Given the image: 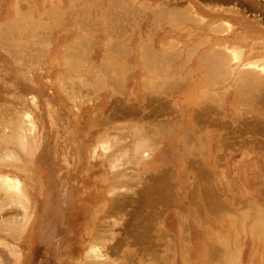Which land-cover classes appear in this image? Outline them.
<instances>
[{
	"label": "rangeland",
	"instance_id": "1",
	"mask_svg": "<svg viewBox=\"0 0 264 264\" xmlns=\"http://www.w3.org/2000/svg\"><path fill=\"white\" fill-rule=\"evenodd\" d=\"M251 22L264 30V0H0V170H16L28 195L18 200L0 189V264H86L87 247L110 264H264V106L250 103L260 94L237 81L246 51L262 48L264 33L252 32ZM147 32L149 46L165 48H144L134 64L145 75L141 109L156 122L116 124L115 113L136 106L124 72L130 47ZM185 46L203 52L197 96L201 107L218 99L221 147L213 139L214 158L206 145V159L183 168L180 180L168 166L139 171L133 155L139 140L155 146L167 135ZM38 100L30 133L22 111ZM95 138L104 149L93 154ZM211 161L249 166V184L227 197L207 183ZM94 232L104 246L88 241Z\"/></svg>",
	"mask_w": 264,
	"mask_h": 264
},
{
	"label": "crops",
	"instance_id": "2",
	"mask_svg": "<svg viewBox=\"0 0 264 264\" xmlns=\"http://www.w3.org/2000/svg\"><path fill=\"white\" fill-rule=\"evenodd\" d=\"M152 35L153 33L150 34V32H147L146 38H143V40L137 42L135 47H130L131 51H133L129 53L127 57V64L130 69L129 67L126 68L125 72L127 73L124 72V76L127 90L135 95L136 106H132L125 112L115 113L113 116V122L116 124H124L129 121L140 122L141 120L156 122L153 117V112L149 114L146 109H141V106L144 103L141 86H143L142 81L145 78V75L134 66L138 58L137 56L141 54V50L144 51V48H150L149 52L155 54H161L165 51L164 45L161 43L163 41L160 42L159 47L154 45L149 46L148 43L151 40L150 38H152ZM143 41L145 42L144 47L140 45L141 43H143ZM153 42L155 43L156 39H153ZM180 49L182 54L180 63H183V68L181 71L180 92L173 102L176 104L174 106L175 112L171 111L168 116H165L166 119H164V123L166 125L165 133L167 135L162 139L160 143L155 144V146L147 144L145 140H139V142L141 143L140 147L138 148L139 151L137 150L133 155V165L137 166L139 171H147L151 168H161L167 166L172 167L177 170L179 179L184 180L185 176L183 168L193 167L198 160H205L206 155L204 154V152H201V150L206 149V145H208L206 151L207 156H209L210 158H214L215 153L211 149V142L214 139L218 147H221V143L219 140L220 138H218L219 127L217 125V97L215 99H210L209 103H206L201 107L203 100L199 99V97L197 96V89L201 84L204 74L201 72L200 62L196 55L203 54V52L200 51L197 52V54L192 53L191 46H185ZM209 49L211 50L212 54V49ZM205 50H208V48H206ZM161 119L163 118H160V120ZM202 125H204V127L210 128L204 131L202 135L194 138L193 136L197 135L199 132L201 133ZM211 125H216V127ZM215 134L217 135V139L215 137ZM193 141L199 148L198 149L195 147L196 149H198V151L196 152H193L192 149H189V146L192 145ZM183 143L185 145H183ZM142 151L143 153H140ZM145 151L150 152L151 155L149 153L146 154ZM138 155L140 157H138ZM206 170L207 183H210V181H212L216 188H221L225 191L227 197H229L230 194H232L233 197L234 192H240L245 189V186L248 185L250 181L249 166L237 167L233 164L229 165L227 164V162L223 163L222 161H211L206 164ZM240 251L241 249H239V254Z\"/></svg>",
	"mask_w": 264,
	"mask_h": 264
},
{
	"label": "bare ground",
	"instance_id": "3",
	"mask_svg": "<svg viewBox=\"0 0 264 264\" xmlns=\"http://www.w3.org/2000/svg\"><path fill=\"white\" fill-rule=\"evenodd\" d=\"M82 5V4H81ZM258 5V4H257ZM69 7V6H68ZM147 9V8H146ZM145 11V10H144ZM158 11H159V9H158ZM157 11V12H158ZM221 11H223V10H221ZM160 12L162 13V11L160 10ZM219 14H222L221 12H218ZM160 14V13H159ZM55 16V15H54ZM16 18H17V16H16ZM82 18V17H81ZM118 26V25H117ZM254 26V24H253V22H251V25H250V27H252L253 28V30H251L252 32H255V33H264V32H262V31H264V30H262L260 27H258L256 24H255V27H253ZM116 27V26H115ZM17 28V27H16ZM92 30V29H91ZM119 30V29H118ZM261 35V34H260ZM252 36V35H251ZM260 37V36H259ZM258 38V37H257ZM82 39V38H81ZM84 39V38H83ZM251 40V39H250ZM81 41H84V40H81ZM258 43H262V48L261 49H257L256 47H254L252 50H250V48H249V50H247L246 51V53L244 54V56H243V58H245V63H243V64H241V65H243L244 66V71H243V69L241 68L238 72H240L239 74H240V76H239V78H238V80L237 81H239L240 80V82L242 83V84H244V85H242V87L243 88H245L244 89V92L245 93H247L246 92V90L247 89H249V90H247V91H249V92H251L250 94L251 95H255L256 93L255 92H257L258 94H260V96H255V97H253V96H250L249 98H251V100L252 101H250V103H252L253 101L255 102V104L257 105V104H261L262 106H264V39H258ZM119 44V43H118ZM140 44V43H139ZM143 46V45H142ZM109 48V47H108ZM142 48V47H141ZM130 49V48H129ZM138 51H140V50H138ZM143 50H141V52H142ZM94 52V51H93ZM140 53V52H139ZM143 55V54H142ZM67 57V56H66ZM144 60V59H143ZM99 65V64H98ZM124 65V64H123ZM148 65H151V64H148ZM240 65V66H241ZM89 66V65H88ZM93 66V65H92ZM91 66V67H92ZM147 66V65H146ZM95 67V66H94ZM114 66H112V68H113ZM116 67V66H115ZM95 69V68H94ZM116 69V68H115ZM119 69V68H118ZM90 70V69H89ZM120 70V69H119ZM242 70V71H241ZM239 74H237V75H239ZM121 75V74H120ZM117 77V76H116ZM115 79V78H114ZM117 79V78H116ZM119 79V78H118ZM122 79V78H121ZM113 80V79H112ZM102 81H104V80H102ZM237 81H235V82H237ZM75 82V81H74ZM163 82V81H162ZM234 82V83H235ZM239 82V83H240ZM239 83H237V84H239ZM165 84V83H164ZM236 84V83H235ZM121 85V84H120ZM69 86V85H68ZM83 86V85H82ZM245 86V87H244ZM78 87V86H77ZM85 87V86H84ZM246 87H247V89H246ZM241 88V87H240ZM239 88V89H240ZM115 89V88H114ZM235 89H236V87H235ZM122 90V89H121ZM238 90V89H237ZM251 90V91H250ZM248 92V93H249ZM236 93H237V91H236ZM242 93V92H241ZM244 93V94H245ZM237 95H238V93H237ZM243 95V94H242ZM241 95V96H242ZM240 96V97H241ZM242 98H243V96H242ZM248 98V99H249ZM40 100V99H39ZM39 100H38V102L37 103H33V104H31V105H28L30 108H25V110H23L22 111V119H23V122L25 123V125H26V127H27V129L29 130V132L31 133V132H35V130H36V116H35V114H34V112L32 111V110H35L36 108H39ZM126 104V103H125ZM209 106V105H208ZM211 106V105H210ZM206 107V106H205ZM247 108V107H246ZM253 108V107H252ZM169 109V108H168ZM209 109V108H208ZM213 109V108H212ZM255 109V108H254ZM253 109V110H254ZM263 109H264V107H263ZM207 110V109H206ZM260 110H261V107H260ZM259 110V111H260ZM18 112H20V111H18ZM27 112V113H26ZM15 113V112H14ZM31 114V117L29 118H27V119H25V114ZM263 113H264V111H263ZM19 115V114H18ZM259 115V114H258ZM257 115V116H258ZM256 116V115H255ZM130 117V116H129ZM262 118V115H260V116H258V118ZM5 118V117H4ZM252 118H256V117H252ZM259 118V119H260ZM263 118H264V116H263ZM21 119V118H20ZM19 119V120H20ZM128 119V118H127ZM130 119V118H129ZM194 119V118H193ZM252 120V119H251ZM261 121H262V119H260ZM264 120V119H263ZM259 121V120H258ZM17 123V121H14V125H17V126H15V127H18V123ZM143 123V122H142ZM252 123H254V122H252ZM260 123V122H259ZM262 124V123H261ZM147 125V124H146ZM257 125V124H256ZM22 126V125H21ZM155 126V125H154ZM198 126H200V125H198ZM197 126V127H198ZM6 127V126H5ZM13 127V126H12ZM20 127V126H19ZM136 127H138V126H136ZM250 127V126H249ZM4 128V127H3ZM8 128H9V126H8ZM144 128V127H143ZM205 128V127H204ZM237 128V127H236ZM260 128V127H259ZM14 129V128H13ZM141 129H142V127H141ZM253 129V128H252ZM22 130V129H21ZM145 130V129H144ZM148 130V129H147ZM202 130V129H201ZM17 131V130H16ZM15 131V132H16ZM125 131V130H124ZM261 131V130H260ZM9 132V131H8ZM20 132V131H19ZM26 132H28V131H26ZM117 133V132H116ZM124 133V132H123ZM141 133V132H140ZM2 134V133H1ZM6 134H7V131H6ZM6 134L4 135V133H3V135L7 138V136H10V135H7L6 136ZM16 134L18 135V133L16 132ZM149 134V133H148ZM14 135H15V133H14ZM140 135V134H139ZM4 136H3V138H4ZM12 136H13V130H12ZM185 136H186V134H185ZM188 136V135H187ZM15 137H17V136H15ZM99 137V136H98ZM152 137V136H151ZM9 139H10V137H8ZM20 138V137H19ZM21 138H23V137H21ZM190 138V137H189ZM15 139V138H14ZM120 139V138H119ZM105 140V139H104ZM111 140V139H110ZM110 140H109V142H110ZM114 141H115V139H113ZM150 140V139H149ZM194 140V139H193ZM243 140V139H242ZM119 141V140H118ZM133 141V140H132ZM131 141V142H132ZM10 142H11V140H10ZM15 142H17V141H15ZM74 142V141H73ZM76 142V141H75ZM102 142H104V141H102ZM101 141H99V140H94L93 142H91V148H92V153L94 154H96V152H97V150H99L100 148H103V143H102ZM116 142V141H115ZM142 142H144V141H142ZM244 142V141H243ZM3 143V142H2ZM7 143H9V142H7ZM185 143V142H184ZM183 143V145H185ZM10 144V143H9ZM190 144V143H189ZM188 145V144H187ZM194 145V144H193ZM200 145V144H199ZM126 145H124V147H125ZM149 146V145H148ZM202 146V145H201ZM204 146V145H203ZM116 148V147H115ZM118 148V147H117ZM121 148V147H120ZM203 148V147H202ZM201 148V149H202ZM104 149V148H103ZM137 149V148H136ZM143 149H145V148H143ZM151 150H152V148H151ZM5 151V150H4ZM4 151H3V153H4ZM9 151V150H8ZM139 151V150H138ZM145 152H147V151H145ZM192 152V151H191ZM3 153H1V154H3ZM140 153H143V151L142 152H140ZM150 155H151V153L150 152H148ZM113 154V153H112ZM115 154V153H114ZM120 154V153H119ZM106 155V154H105ZM104 155V156H105ZM109 155H111V154H109ZM109 155H107V156H109ZM101 156H103V154L101 155ZM101 156H100V158H101ZM113 156V155H112ZM118 156V155H117ZM111 157V156H110ZM109 157V158H110ZM114 157V156H113ZM138 157H140L139 155H138ZM103 158H105V157H103ZM112 158V157H111ZM117 158V157H116ZM195 159V158H194ZM115 160V159H114ZM109 161V160H108ZM107 161V162H108ZM110 162V161H109ZM108 162V163H109ZM112 162V161H111ZM114 163H116V162H114ZM111 164V163H110ZM197 165V164H196ZM110 167H112V166H110ZM190 168V167H189ZM17 169V168H16ZM15 170V169H14ZM161 170V169H160ZM125 171V170H124ZM18 172H20V171H18ZM110 172H111V170H110ZM114 172V171H113ZM123 173V172H122ZM134 174V173H133ZM173 174V173H172ZM152 175V174H151ZM171 175V174H170ZM26 177V176H25ZM164 183V182H163ZM171 183V182H170ZM145 184V183H144ZM162 184V183H161ZM38 185V184H37ZM148 185V184H147ZM151 185V184H150ZM173 185V184H172ZM143 186V185H142ZM152 186H154V185H152ZM162 187V186H161ZM172 187V186H171ZM160 188V187H159ZM0 189H2V191H4L5 192V194H12V195H15L16 196V198L18 197V200L19 199H23V200H25V201H28V195H27V193L25 192V189H24V183H23V181H22V179L20 178V176H19V174L16 172V170H15V172L14 173H12V172H2V170H0ZM149 189H150V187H149ZM161 189V188H160ZM144 190H145V188H144ZM28 191V190H27ZM128 191V190H127ZM35 194L37 195V196H39V197H37L38 198V202H41V200L39 199L40 198V192H39V187H38V189H37V191H36V188H35ZM161 192V191H160ZM165 193V192H164ZM146 194V193H145ZM152 194V193H151ZM159 194V193H158ZM190 194V193H189ZM1 195V197L2 196H4V194L2 195V194H0ZM35 195V196H36ZM156 195V194H155ZM169 195V194H168ZM167 196V195H166ZM195 196H196V194H195ZM5 197L7 198V197H10L9 195H5ZM147 197V196H146ZM150 197V196H149ZM4 198V197H3ZM12 198V197H11ZM16 198H14V199H16ZM37 198H36V200H37ZM115 198V197H114ZM160 198V197H159ZM10 199V198H9ZM14 199H12V200H14ZM20 200V201H21ZM159 200V199H158ZM168 200V199H167ZM2 201H4V200H2ZM20 201H17V202H20ZM171 201V200H170ZM220 201V200H219ZM113 202V201H112ZM117 202V201H116ZM121 202V201H120ZM149 202V201H148ZM117 203H119V202H117ZM163 203H164V201H163ZM121 204H122V202H121ZM146 204V203H145ZM154 204H156V203H154ZM161 205V204H160ZM22 206V205H21ZM147 206V205H146ZM210 206V205H209ZM213 206V205H212ZM157 207V206H156ZM36 208V207H35ZM112 208H114V207H112ZM153 208V207H152ZM210 208V207H209ZM18 209V208H17ZM22 210H23V212H24V214H25V217L26 216H28L29 217V215H30V213L28 212V210H27V207L26 206H22V208H21ZM74 209H75V207L74 206H71L70 207V210L71 211H68L67 212V214L68 215H71L72 213H74ZM85 209V208H84ZM83 209V211H79L78 210V212H80V213H86L87 211L86 210H84ZM115 209H117V208H115ZM145 209V208H144ZM150 209V208H149ZM155 209V208H154ZM215 209V208H214ZM80 210H82V207L80 208ZM110 210H112V209H110ZM109 210V211H110ZM152 210V209H151ZM113 212H114V209L112 210ZM115 211H118V210H115ZM10 212V211H9ZM14 212V211H13ZM111 212V211H110ZM119 212V211H118ZM153 212V211H152ZM11 214V213H10ZM9 214V215H10ZM152 214V213H151ZM157 214H159L158 212H157ZM157 214H155V215H157ZM16 215V214H15ZM20 215V214H19ZM155 215H153V216H150V219H151V217L153 218ZM8 216V215H7ZM17 216V215H16ZM230 216V215H229ZM7 218V217H6ZM10 218V217H9ZM35 218V217H34ZM34 218L33 219H31V222H30V224H29V227H28V229H27V231L30 229V225L32 224V221L34 220ZM149 218V217H148ZM24 219V218H23ZM149 219V220H150ZM15 220V219H14ZM145 220V219H144ZM153 220V219H152ZM1 221V220H0ZM136 221V220H135ZM146 221V220H145ZM9 222V221H8ZM258 224L261 222V221H259V219H258ZM19 224L21 223V222H18ZM253 223V222H252ZM3 224V223H2ZM155 225V224H154ZM254 225H256L255 223H254ZM1 227V226H0ZM3 227H4V225H3ZM257 227V226H256ZM255 227V228H256ZM139 230V229H138ZM142 230V229H141ZM147 230V229H146ZM26 231V232H27ZM159 231V230H158ZM157 231V232H158ZM25 232V233H26ZM150 232V231H149ZM250 233V232H249ZM101 234H100V232H94V234H93V236L92 235H89L88 236V241L91 243V242H95L97 245L98 244H101V245H103L104 246V244L105 243H102V239H103V237L104 236H100ZM149 235V234H148ZM113 237V236H112ZM132 237V236H131ZM133 238V237H132ZM131 238V239H132ZM143 238V237H142ZM106 239V238H105ZM138 239V238H137ZM144 239V238H143ZM136 240V239H135ZM147 240V239H146ZM140 241V240H139ZM103 242H106V241H104L103 240ZM141 243V242H140ZM151 243V242H150ZM150 243H148V244H150ZM155 243V242H154ZM156 244V243H155ZM227 244V243H226ZM117 245H119V244H117ZM142 245V244H141ZM141 245H140V247H141ZM147 245V244H146ZM145 245V246H146ZM111 246V245H110ZM115 246V245H114ZM137 246H138V244H137ZM145 246H143L142 248H144L145 249ZM149 246V245H148ZM156 246V245H155ZM92 247V246H91ZM102 247V246H101ZM116 247V246H115ZM121 247H122V245H121ZM139 247V248H140ZM94 248V247H93ZM141 248V249H142ZM154 247H152V249H153ZM113 249V248H112ZM117 249V248H116ZM143 249V250H144ZM87 251L86 252H84V253H86L85 255H87V253L88 252H90V254H89V260H87L86 259V261H88V262H90L89 264H110L108 261H109V259L107 260H105V258H104V256L102 255V253H101V250L99 249H90L89 247H87V249H86ZM146 250V249H145ZM144 250V251H145ZM148 250V249H147ZM114 251H115V249H114ZM138 251V250H137ZM217 251V250H216ZM211 252V251H210ZM214 252H215V250H214ZM139 253V252H138ZM146 253H148V251H146ZM149 253H150V251H149ZM149 253L147 254V255H149ZM220 253V252H219ZM218 254V253H217ZM124 255V254H123ZM125 255H128V254H126L125 253ZM220 255V254H219ZM129 256V255H128ZM93 260H92V259ZM102 258H104V260L102 259ZM90 259L92 260V261H90ZM152 259V258H151ZM111 260V259H110ZM145 260V259H144ZM143 260V261H144ZM148 260V259H147ZM112 261V260H111ZM88 262H86V264L88 263ZM141 263H142V261H140ZM112 263V262H111ZM144 263H145V261H144ZM21 264H23V262H21ZM136 264V263H135ZM139 264V263H138Z\"/></svg>",
	"mask_w": 264,
	"mask_h": 264
}]
</instances>
